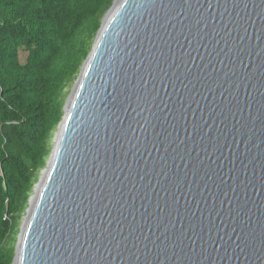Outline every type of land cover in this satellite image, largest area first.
I'll return each mask as SVG.
<instances>
[{"label": "water", "instance_id": "95a60500", "mask_svg": "<svg viewBox=\"0 0 264 264\" xmlns=\"http://www.w3.org/2000/svg\"><path fill=\"white\" fill-rule=\"evenodd\" d=\"M12 264H264V0H113Z\"/></svg>", "mask_w": 264, "mask_h": 264}, {"label": "trees", "instance_id": "16d2710c", "mask_svg": "<svg viewBox=\"0 0 264 264\" xmlns=\"http://www.w3.org/2000/svg\"><path fill=\"white\" fill-rule=\"evenodd\" d=\"M113 0H0V264H12L72 83Z\"/></svg>", "mask_w": 264, "mask_h": 264}, {"label": "rangeland", "instance_id": "374dc122", "mask_svg": "<svg viewBox=\"0 0 264 264\" xmlns=\"http://www.w3.org/2000/svg\"><path fill=\"white\" fill-rule=\"evenodd\" d=\"M94 39H95V37H94ZM94 39H93V42H94ZM93 42H92V45H93ZM91 48H92V46H91ZM84 63V62H83ZM80 72V71H79ZM76 81V80H75ZM74 84H75V82H73L72 83V86H71V88H70V91H71V89L73 88V86H74ZM69 91V92H70ZM54 135H55V133H54ZM52 141H53V139H52ZM35 188V187H34ZM25 216V215H24ZM24 216L21 218V220H20V222H19V227L21 228V226H22V224H23V222H24ZM19 232H20V229H19ZM18 235H19V233H18ZM18 235H17V237H18Z\"/></svg>", "mask_w": 264, "mask_h": 264}]
</instances>
